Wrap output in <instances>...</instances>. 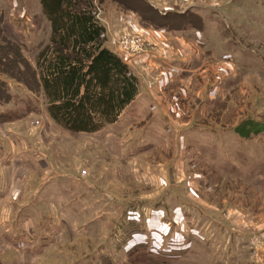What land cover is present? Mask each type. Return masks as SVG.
<instances>
[{"label": "rangeland", "instance_id": "374dc122", "mask_svg": "<svg viewBox=\"0 0 264 264\" xmlns=\"http://www.w3.org/2000/svg\"><path fill=\"white\" fill-rule=\"evenodd\" d=\"M93 2L138 98L76 133L46 111L39 0H0V264H264V131H232L264 124V0Z\"/></svg>", "mask_w": 264, "mask_h": 264}, {"label": "trees", "instance_id": "16d2710c", "mask_svg": "<svg viewBox=\"0 0 264 264\" xmlns=\"http://www.w3.org/2000/svg\"><path fill=\"white\" fill-rule=\"evenodd\" d=\"M93 1L39 0L50 32L34 58L36 75L49 117L70 132L94 133L115 122L138 92L126 62L103 46L105 28ZM175 16L178 24L187 22ZM232 131L247 138L264 124L246 118Z\"/></svg>", "mask_w": 264, "mask_h": 264}, {"label": "crops", "instance_id": "0c3cea01", "mask_svg": "<svg viewBox=\"0 0 264 264\" xmlns=\"http://www.w3.org/2000/svg\"><path fill=\"white\" fill-rule=\"evenodd\" d=\"M127 64V63H126ZM135 75V74H134ZM137 78V77H136ZM146 95H148V99H149V101L151 100L152 102H153V105H154V103H156V96H155V94L153 93V92H150V91H148V93H146ZM137 98H138V92H137V94L135 95V97L133 98V100L130 102V103H128V105H130L131 103H133L134 105H136V101H137ZM158 100V99H157ZM151 103V102H150ZM127 106V105H126ZM107 125H109V124H107ZM76 133H80V132H76ZM28 157H29V155H28ZM23 158H25V155L23 156ZM27 160H29V159H27ZM22 162H24V165H23V168H24V172H21L20 174H19V176L20 177H24V173H25V171H26V166L28 165V161H26V160H22ZM32 168V167H31ZM33 172L31 173L32 174V176L34 177V179L37 177V174H36V168H34V166H33ZM18 174H17V176L16 177H18ZM77 181L78 180H80V179H76ZM107 194V193H106ZM137 218L140 220V219H142V217H141V215H139V213H138V215H137Z\"/></svg>", "mask_w": 264, "mask_h": 264}, {"label": "built area", "instance_id": "2783aa9c", "mask_svg": "<svg viewBox=\"0 0 264 264\" xmlns=\"http://www.w3.org/2000/svg\"><path fill=\"white\" fill-rule=\"evenodd\" d=\"M105 34H102L101 36H104ZM113 41H110V43H103V46H105L106 48H108L109 50H112L111 44ZM120 43L122 47H129V44H131L132 46L134 45V43H136V40H133L131 38H127V37H122L120 39ZM113 51V50H112ZM118 55V54H117ZM122 59V58H121Z\"/></svg>", "mask_w": 264, "mask_h": 264}]
</instances>
